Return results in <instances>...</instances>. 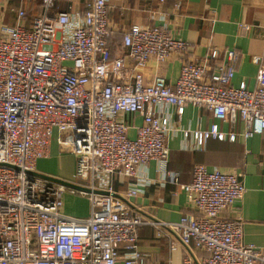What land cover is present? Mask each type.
Here are the masks:
<instances>
[{
    "label": "built area",
    "instance_id": "obj_1",
    "mask_svg": "<svg viewBox=\"0 0 264 264\" xmlns=\"http://www.w3.org/2000/svg\"><path fill=\"white\" fill-rule=\"evenodd\" d=\"M9 1L0 0V264H148L137 245L143 225L171 249L183 245L181 264H264V249L242 242V221L222 215L242 199L243 174L196 164L191 181L178 184L168 168V121L154 108L174 106L178 115L188 104L208 109L215 122L192 132L197 147L209 138L234 142L238 135L219 123L237 119L240 136L250 138L264 131V67L253 89L233 86L237 52L212 47L184 63L174 84L162 76L145 81L149 59L164 62L189 43L165 26L134 24L113 55L108 0H41L30 14L26 0H16L14 24L6 22ZM137 113L143 121L129 138L127 117ZM53 138L75 157L72 182L89 191L31 174ZM149 161L159 183L178 185L195 212L155 221L115 194L114 174L134 178ZM138 192L135 183L125 196ZM66 193L87 199L86 217L63 212Z\"/></svg>",
    "mask_w": 264,
    "mask_h": 264
},
{
    "label": "crops",
    "instance_id": "obj_2",
    "mask_svg": "<svg viewBox=\"0 0 264 264\" xmlns=\"http://www.w3.org/2000/svg\"><path fill=\"white\" fill-rule=\"evenodd\" d=\"M15 1L5 4L8 12L6 21L14 20L11 9L14 8L15 15ZM107 6L108 25L113 32L110 40L113 55L121 50L122 36L134 24L141 27L165 26L171 37L189 43L186 51L174 52L164 62L149 59L142 70L145 81L162 76L174 84L184 63L199 61L210 48L215 47L220 51L232 49L237 52L231 84L237 86L245 82L248 89L255 87L258 70L264 67V0H165L164 4L159 0H108ZM255 55L261 57L258 63L252 61ZM219 62L221 58L210 65ZM128 64L130 62L126 58L125 65ZM154 108L156 114L168 121V168L176 173L178 184L191 181L196 164L243 174L240 178L245 186L242 199L222 215L242 221V242L264 249V131L243 139L240 133L244 123L240 119L234 123L223 122L219 123L222 131H233L238 135L234 142L209 138L197 147L192 132L206 130L215 122L208 109L188 104L178 115L174 106L157 105ZM127 118L132 123L127 135L134 138V127L142 124V116L137 113ZM184 131L189 134L184 136ZM65 152L53 138L49 155L37 160L36 172L74 181L75 157L72 169L69 167L68 170L54 162L59 154ZM156 169V162L149 161L137 169L134 178L114 174L115 194L124 199L132 212H139L155 221L174 222L183 214L195 212L187 194L178 185L159 183ZM135 183L138 194L126 197L127 189ZM71 204L78 208L68 210ZM63 212L74 217H86L88 201L85 197L66 193ZM175 244L171 249L166 237L158 236L152 225L138 228L137 245L146 253L148 264H181L185 250L180 242Z\"/></svg>",
    "mask_w": 264,
    "mask_h": 264
},
{
    "label": "rangeland",
    "instance_id": "obj_3",
    "mask_svg": "<svg viewBox=\"0 0 264 264\" xmlns=\"http://www.w3.org/2000/svg\"><path fill=\"white\" fill-rule=\"evenodd\" d=\"M35 3L32 4V8L31 9H35L37 7V3H38V0H34ZM37 2V3H36ZM8 13V12H7ZM7 13L5 14V16H7ZM0 24H5V22L0 19ZM8 22V21H6ZM55 133V132H54ZM74 156H72L68 151L65 152V154H59L58 157L55 158L54 162H56L59 166H62L65 170H68L69 167H73V164H74ZM73 160V161H72ZM74 180V179H73ZM78 208V206L75 207V205L71 204L68 208V210H74Z\"/></svg>",
    "mask_w": 264,
    "mask_h": 264
},
{
    "label": "water",
    "instance_id": "obj_4",
    "mask_svg": "<svg viewBox=\"0 0 264 264\" xmlns=\"http://www.w3.org/2000/svg\"><path fill=\"white\" fill-rule=\"evenodd\" d=\"M31 174H33L36 177H39L41 179L61 184V185L65 186V187H68V188L89 191V189H87V188H85V187H83L81 185H78V184H76V183H74L72 181H67V180H64V179H61V178H58V177H55V176H51V175L40 173V172H32ZM95 192H97V193H105L103 191H95Z\"/></svg>",
    "mask_w": 264,
    "mask_h": 264
},
{
    "label": "trees",
    "instance_id": "obj_5",
    "mask_svg": "<svg viewBox=\"0 0 264 264\" xmlns=\"http://www.w3.org/2000/svg\"><path fill=\"white\" fill-rule=\"evenodd\" d=\"M40 1H41V0H38V3L36 2V3H37V7H38ZM33 3H35L34 0H28V1H27V6H28V7H27V8H28V9H27V12H28V14H30V13H32L33 11L37 10V7H36L34 10L31 9ZM14 16H15V15H14V13L12 12L11 18H14ZM7 21H8L9 24H14V20H13L12 22H10V20H7Z\"/></svg>",
    "mask_w": 264,
    "mask_h": 264
}]
</instances>
